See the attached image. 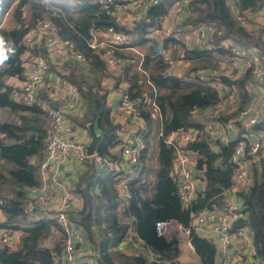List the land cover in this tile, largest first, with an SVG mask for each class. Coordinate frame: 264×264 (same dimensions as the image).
I'll return each instance as SVG.
<instances>
[{
  "label": "trees",
  "instance_id": "trees-1",
  "mask_svg": "<svg viewBox=\"0 0 264 264\" xmlns=\"http://www.w3.org/2000/svg\"><path fill=\"white\" fill-rule=\"evenodd\" d=\"M175 1L163 0L149 7L141 19L134 23L133 29H127L113 16V7L104 9L93 0H82L76 7L68 2L51 1L45 4L43 0H0V36L7 50V59L0 64V110L8 113L7 120H0V197L5 190L14 195L2 208L4 229L21 231L16 250L5 246L0 248V264H63L58 259L62 255L63 235L55 222L42 219L24 225L30 215L26 209L25 189L39 184V167L44 160L49 119L40 106L16 102L13 88L5 83L10 77H24L23 54L28 52L30 55L44 56L41 45L35 43L27 48L24 43L25 37L42 20H49L55 25L60 37L69 40L86 59L85 67H79L76 62L71 63V67L67 66L66 69L69 72L61 77L62 81L76 87L84 102L85 115L81 126L90 123L101 136L95 156L84 161L87 169L76 185L83 198V207L80 212L71 215L70 219L88 234L93 225L100 228L105 226L101 228L98 243L101 264L148 263L142 255L127 257L109 252L111 247L122 242L127 227L119 223L117 175L109 172L104 177L96 176L95 158H99L104 167L106 163L121 165L122 161L121 156L113 151L119 145V127L111 118L106 89L102 85L112 75L107 71L104 50L90 47L93 40L103 42L96 34H107L112 30L128 38L127 43L114 48V57L125 62L115 80L116 85L118 82L127 85V94L136 102L137 112L146 125L143 131L145 147L137 162L145 169L149 159L148 151L153 152L151 143L154 139L155 111L160 118V130L156 132L157 170L152 196L142 197L147 188L139 179L125 185L131 195L125 212L136 221L135 232L139 240L166 260H173L178 254L177 241L174 238L158 237L155 232L156 222H174L188 229L195 214L222 207L225 193L234 185L235 164L232 157L237 142L219 143L212 140L204 131V125L194 120L195 112L207 113L221 101L219 92L201 82L198 73L218 68V57L229 54L228 50L219 47L224 40H231L247 49L256 48L264 58V27L255 31L246 30L236 21L233 9L236 8L242 15L257 9L261 0H233V4L229 0H187L189 14L184 23L186 26L212 24L220 31L221 35L212 37L209 42L214 50L186 49L175 37L147 39L152 29H162V19L167 16ZM8 16L14 23L11 28L4 24ZM133 47L142 50L139 52L141 56L122 52L124 48ZM180 54L183 60L190 63L186 80L168 74L169 65L165 58L171 56L176 60ZM130 61L133 64H129ZM218 81L225 91L235 93L239 101L236 110L220 118L224 122L248 104L251 94L246 88L253 81L252 69H248L239 78L221 76ZM254 128H264V117ZM188 130L196 133V140L185 149L188 155H196L194 170L204 174L205 189L188 206H183L177 179L172 175L174 151L165 141L178 131ZM213 146L218 147V152L213 151ZM258 156L259 162L251 164L250 185L238 192V197L243 204L246 226L251 232L255 257L260 264H264V148ZM94 184L99 188L96 195L91 194ZM54 229L60 231L61 237L53 248L42 247V242ZM189 238L198 264H215V245L193 231Z\"/></svg>",
  "mask_w": 264,
  "mask_h": 264
},
{
  "label": "built area",
  "instance_id": "built-area-1",
  "mask_svg": "<svg viewBox=\"0 0 264 264\" xmlns=\"http://www.w3.org/2000/svg\"><path fill=\"white\" fill-rule=\"evenodd\" d=\"M99 3L104 9L113 7V16L118 19L120 12L126 11L124 2L132 4L133 11L143 12L145 14L149 7L159 4V0H93ZM51 0H43L48 4ZM122 2V3H121ZM183 4H187V0H183ZM259 12L264 18V0L260 1ZM181 11V8L176 10ZM188 13V9H187ZM189 14V13H188ZM236 21L242 26H249V21L244 14L235 12ZM194 28L198 43H204L208 37L220 36L221 33L212 24H199ZM162 36L165 38L176 37L182 33L180 26L162 30ZM225 45L229 54L232 56L231 66H235L238 62H247L252 69V77L256 84L264 89V59L259 56L256 48L247 49L233 41H227ZM27 48L37 43L42 46V51L46 52L48 58L39 55L35 56L36 60L32 67L24 73V82L20 92L13 91V98L17 102L32 106L38 105L45 112L49 119V129L45 139L44 160L39 167V184L35 187L28 188L30 193V201L34 203L36 208L48 219L55 222L60 228L63 235L62 255L66 264H77L75 246L82 242L83 236L81 232L75 231L69 220L68 214L71 208V196L62 180L61 166L71 157H74L79 163H83L89 158L86 153V145L73 138V126L67 120V114L72 111L80 99L79 92L73 85L63 82L56 89L46 90L45 96L40 94V87L44 84L47 73L50 69L49 57L69 58L79 64L81 67L86 66V59L78 53L74 45L66 39L60 37L57 28L49 20L39 21L34 30L31 31L24 39ZM127 43L124 35L109 30L105 36V41L99 44L96 40L90 43V47L104 48V59L107 66L116 65L119 60L114 57V48ZM223 43V41H222ZM101 48V49H103ZM41 49V48H40ZM169 65L168 74L172 75L173 60L170 56L165 58ZM199 80L208 84L211 88L219 92L221 101L212 108L206 115L204 131L209 138L219 143L227 142V134L244 127L247 135L245 141L236 144L232 160L235 164V174L233 176L234 185L231 191L240 192L248 188L251 182V171L248 168L251 164L259 162L261 152L264 148V128L255 129L261 119L264 117V92L260 99L248 103L244 108L232 116L230 119L221 122L223 115L230 114L236 110L237 95L227 92L223 89L218 78L214 73L199 71ZM214 76V77H213ZM215 79V80H213ZM122 91L119 98V111L127 115L133 121H142L140 118L136 102L132 101L127 94V85L122 83ZM14 99V100H15ZM154 105V104H153ZM156 108V106H155ZM142 123H144L142 121ZM176 135L179 141H175L172 136ZM3 136V135H2ZM196 140V133L192 131H178L168 137L165 143L172 147L175 155L176 166L180 169V177L178 178L179 195L183 206H188L196 198V175L193 171V163L186 151V146ZM145 144L143 142V134L140 131L133 132L128 135L123 143V158L127 164L136 165L142 149ZM95 156V155H94ZM96 163L101 164L99 158H95ZM124 185V184H123ZM228 190V191H229ZM14 195L12 192L5 190L0 197V218L2 217V208L7 200H12ZM124 201L128 203L131 198L126 187L123 190ZM245 218L242 208H238L235 204L227 205L221 214H213L211 210L204 211L193 216L188 229H183L174 222H156L155 232L158 237L168 238L172 230H178L190 237L191 231L195 234L202 232L208 236H215L221 249H227L232 244L233 235L238 238L243 237L242 231L248 229L245 224L243 229L233 230L231 224L239 218ZM246 221V220H245ZM102 229L105 226L101 227ZM249 230V229H248ZM244 238V237H243ZM190 239V238H189ZM0 241L5 247H11L12 241L6 231L0 233ZM139 245L140 255H142L148 263L151 264H168V260L163 255L156 253L142 243L137 237L135 228L129 229L123 238V243ZM191 244V242H190ZM190 249L194 250L192 244Z\"/></svg>",
  "mask_w": 264,
  "mask_h": 264
},
{
  "label": "crops",
  "instance_id": "crops-1",
  "mask_svg": "<svg viewBox=\"0 0 264 264\" xmlns=\"http://www.w3.org/2000/svg\"><path fill=\"white\" fill-rule=\"evenodd\" d=\"M82 0H54L52 1L53 3H63V2H68L72 7H76L77 4H80ZM120 1H126V0H120ZM163 0H159V4ZM121 2V3H122ZM230 4H233V0H229ZM122 4H125L126 6V11L123 13L120 12L118 15L117 21L122 23L123 27L127 29H133L134 23L137 20H140L141 17L144 15L143 12H136L133 11L132 4L128 2H124ZM178 8H181L180 12H177L176 10ZM234 11L238 12L236 8H234ZM245 18L247 21H249L250 27L252 25H255V29L257 28H263L264 27V18L259 12L258 8L255 10L251 11H246L244 13ZM188 18V13H187V7L186 4H183V1L176 0L172 7L169 9V12L167 16L162 19V29L159 30H154L152 29L150 33L147 35V39H154V38H160L162 37V30L165 29L166 27L169 28H174L177 26H180L182 33L177 35L175 39L179 41V43L184 46L186 49H212L214 50V47L209 44L211 41V37H208L204 43H198L196 35L194 33V28L191 26H186L185 21ZM127 26V27H126ZM98 37L102 38V43L105 41V36L106 34H96ZM94 39H96V36L93 35ZM125 37V36H124ZM127 38V37H125ZM128 39H126L127 41ZM230 41V40H227ZM99 42V41H97ZM99 43V44H102ZM227 45V42L221 43L219 45L220 48H223L225 50ZM103 48L101 45L99 49ZM104 50V48H103ZM142 50L133 47V48H124L122 52L124 53H131L135 55H140L139 52ZM259 56L260 52L258 51ZM43 55L48 58V55L46 52H43ZM176 60L171 57L173 60V65H172V71L173 75L178 77V78H183L187 79V73L188 69L190 68V63L183 60L182 54L179 55ZM138 57V56H137ZM142 58V57H141ZM262 58V56H261ZM22 59V65L25 69V73L32 67V64L36 60V57L34 55H30V53H25L21 57ZM264 59V58H262ZM138 60V59H136ZM50 61V69L47 73V76L45 78L44 84L40 87V94L42 97L45 96L46 90L49 89H56L58 88L63 82L61 77L68 72H66L67 66L69 68L71 67L69 64L75 63L74 61H71V59L64 58L63 56L60 58H54V57H49ZM232 61V56L230 54H227L225 57H218V68L216 70L208 71V70H203L207 73H214L215 77L219 78L221 76H228L231 77L233 76L234 78H239L243 74L246 73L248 69H250L249 65L247 62H238L236 63L235 66H231L230 63ZM141 60L139 62L140 66ZM129 64H133L132 61L129 62ZM125 66V62L122 60H119V62L116 65L113 66H107V71L109 74H111L112 78H106L102 85L106 89V95H107V105L111 109V118L113 122L119 127V132H118V140H119V145L114 148V153L117 155L121 156L122 161L121 165L116 164V163H106L105 167L102 166V164L95 163L97 165L96 168V176H107L109 175V172H113V175H117L119 184H118V196H119V209H118V217H119V223L127 227V231L129 229L135 228L136 221L126 214V208L128 206V203L124 201L123 198V190L125 189V185L129 182L135 181L137 179L140 180V183L145 185V188H147L146 194L142 193V197H151L153 194V189L155 186V173L157 170V164H156V155H157V139L158 135H156V132L160 130V118L159 114L157 111H155L153 117L155 119V123L157 124L156 127L154 128V139L153 142L151 143L152 146V151H148V164L147 168H143L141 165H133V164H127L126 161H124L123 158V143L127 139L128 135L132 134L133 132H137L141 130V133L143 134L144 129L146 128L145 123H142V121H133L131 118H129L127 115L124 113L120 112L118 107H119V102H120V92L122 91V88L120 87L121 84L118 82L116 85L117 81L115 78L121 73L122 69ZM80 67V66H79ZM202 71V70H201ZM25 76V75H24ZM193 76V75H192ZM214 77V76H213ZM24 82V77L22 79H19L17 77H10L7 78L5 83L13 88V91L15 93H18L21 91L22 86ZM248 92L251 94L250 100L248 103H252L253 101H256L260 99V96L263 95L264 89L260 85L256 84L254 80L247 85ZM15 99V98H14ZM16 101V99H15ZM17 102V101H16ZM149 102V100H148ZM19 103V102H18ZM239 101L237 99L236 107L238 106ZM208 113V112H207ZM206 112L204 111H197L194 113V120L201 124H205V118L207 115ZM85 115V105L80 98L78 100V103L76 107L70 111L67 114V120L72 124L73 126V138L77 139L78 141L83 142L86 146L89 144L91 141V137L89 134V129L88 126L90 125L87 124L85 127L81 126V122L84 119ZM159 124V125H158ZM159 127V128H158ZM94 128V126H93ZM241 130H236L234 132H230L227 134V142H234L236 141L237 143L240 141H245V137L247 135V132L245 131L244 127L241 126ZM95 130V128H94ZM189 131V130H188ZM96 132V131H95ZM97 135H99L96 132ZM170 137V136H169ZM172 138L175 141H179V138L176 135H173ZM213 151L218 152V147H212ZM94 157V156H93ZM189 158L191 159L193 165L195 166V159L196 155L193 153L189 154ZM96 162V160H95ZM248 168L251 171V165L248 166ZM87 167L85 166L84 162L79 163L74 157H71L66 163H64L61 166L62 170V180L66 186V188L70 192L71 196V208L68 214L69 220L71 221L73 225V229L75 231L81 232L83 236V240L81 243L77 244L75 246L76 250V260L77 264H101L100 262V253L98 249V243L101 237V228L93 225L90 233L88 234L84 229L81 228V226L77 225L75 222H73L70 218L71 215L78 213L81 211L83 207V198L81 196V193L77 190L76 185L80 182V178L83 175V173L86 171ZM194 174L196 175V193H200L205 189V177L204 174L201 172H195L194 167H193ZM172 175L178 180L180 177V169L178 166H176L175 160L172 166ZM124 184V185H123ZM84 189V188H82ZM81 189V190H82ZM99 191L98 185L94 184L91 187V194L96 195ZM25 201L27 203L26 209L30 211V215L28 216L27 222L24 223V225H29L32 221H38V220H50L48 219L45 215L40 213V211L36 208L34 203L30 201V193L29 189H25ZM229 204H235L237 205L238 208H243L242 201L238 197V192L234 191H227L224 195V203L221 208H215L211 210V213L213 214H221L224 208L229 205ZM5 222V217L4 214H2V217L0 218V233L3 231H6L12 241V246L9 247L12 250H16L19 246L20 243V238H21V231H10L7 227V229H4L3 223ZM21 222V221H18ZM17 225V224H16ZM104 226V225H103ZM60 230V228L58 227ZM61 231V230H60ZM60 231L54 229L50 236L42 242V247L51 249L53 248L54 244L57 242V240L61 237ZM126 231V232H127ZM243 237L238 238L237 235H233L232 239V244L227 248V249H221L217 238L215 236H208L205 235L202 232H197L196 235H198L201 238L207 239L211 241L215 247H216V258H215V264H260L259 260L255 257V250L252 244V236L250 230L247 228L242 231ZM171 235L168 238H174L177 241V249H178V254L175 259L170 260L168 264H198V258L194 252V250L190 249V239L187 237L185 234L178 230H172ZM3 247V244L0 241V248ZM109 252L112 255L116 254H121L125 255L127 257H134V256H139L140 251H139V245L135 242L134 244H125L122 242L118 246L111 247L109 249ZM60 261H62L63 264H66L64 261L63 255L58 257ZM148 263V262H147ZM38 264V263H36ZM151 264V263H148Z\"/></svg>",
  "mask_w": 264,
  "mask_h": 264
},
{
  "label": "water",
  "instance_id": "water-1",
  "mask_svg": "<svg viewBox=\"0 0 264 264\" xmlns=\"http://www.w3.org/2000/svg\"><path fill=\"white\" fill-rule=\"evenodd\" d=\"M88 129H89L91 141L86 146V153H87L88 157H93L95 155V150H96L97 144L99 143V141L101 139V136L96 134L92 124H90L88 126ZM174 157H175V155H174ZM197 215L198 214H195V217H197ZM245 224H246L245 218L242 217V218H239L236 221H234L231 224V228L233 230L243 229L245 227Z\"/></svg>",
  "mask_w": 264,
  "mask_h": 264
},
{
  "label": "rangeland",
  "instance_id": "rangeland-1",
  "mask_svg": "<svg viewBox=\"0 0 264 264\" xmlns=\"http://www.w3.org/2000/svg\"><path fill=\"white\" fill-rule=\"evenodd\" d=\"M51 1H54V0H51ZM60 1V0H59ZM4 24H6V27H9V28H11V27H13L14 26V23H13V21H12V19H9V16L7 17V19H6V21L4 22ZM121 25H123L122 23H121ZM127 27V26H126ZM245 29L246 30H248V31H255V30H257V29H255V25H252L251 27H250V25L249 26H246L245 27ZM126 39H128V38H126ZM7 120L8 119V113H6L5 111L3 112V111H1L0 110V120L1 121H3V120ZM156 123H154L153 124V128H155L156 127Z\"/></svg>",
  "mask_w": 264,
  "mask_h": 264
},
{
  "label": "clouds",
  "instance_id": "clouds-1",
  "mask_svg": "<svg viewBox=\"0 0 264 264\" xmlns=\"http://www.w3.org/2000/svg\"><path fill=\"white\" fill-rule=\"evenodd\" d=\"M6 51L4 48V39L0 36V64H3V61L7 59Z\"/></svg>",
  "mask_w": 264,
  "mask_h": 264
}]
</instances>
